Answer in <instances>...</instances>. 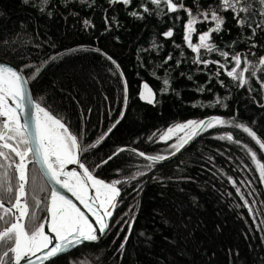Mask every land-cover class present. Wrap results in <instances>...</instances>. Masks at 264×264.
<instances>
[{
  "label": "trees",
  "instance_id": "trees-1",
  "mask_svg": "<svg viewBox=\"0 0 264 264\" xmlns=\"http://www.w3.org/2000/svg\"><path fill=\"white\" fill-rule=\"evenodd\" d=\"M52 2L56 6L48 9L52 11L49 17L38 11L42 7L38 0H31L29 4L23 0H0V37L10 38L13 42L0 49V57L17 65L22 62L40 65L48 56L62 54L59 61L43 68L37 81L30 83L35 100L59 114L74 133L82 136L84 144L94 142L107 130L119 116L122 105L121 78L113 75L114 66L95 50L100 49L119 63L128 82V106L111 135L96 149L84 154L86 166L107 158L119 147L137 149L146 155L167 156L171 143L159 142L157 138L161 133L179 123L213 116L226 121L235 117L237 122L252 127L264 140V107L260 106L264 104V92L260 91L259 83L249 77L250 84L240 88L238 82L224 73L214 76V65L193 64L196 54L183 41V26L187 19L183 12L157 14L158 10L148 0L144 2L150 8L149 13H142L137 7L140 0H133L132 7L109 6L108 0ZM185 2L192 5V0ZM200 3L207 5L209 0H200ZM133 10L143 18L129 15ZM177 15L180 20L175 19ZM105 16L109 18L110 31H105ZM85 18L95 27L84 26L82 20ZM196 27L199 31L206 25L197 24ZM170 28L174 36L164 37L162 33ZM224 28L230 31L221 32L219 36L213 34L217 45L225 51L247 52L246 38L250 32L247 29L242 32L236 27L230 13ZM262 37L264 33L255 37V42L261 46L252 50L256 55H248L254 64L264 56ZM233 40L238 43L233 45ZM36 44L41 47L37 49ZM17 48L27 57L26 61L19 57L13 60ZM5 51L8 55H4ZM169 54L173 60L165 63ZM202 54L205 59L223 62L217 53L207 54L202 50ZM177 60L179 66L175 63ZM258 76L264 80V72ZM165 79L169 80V88L161 93L159 90ZM221 80L223 87L219 83ZM143 82L157 92V103L149 104L140 99ZM199 87L204 91H197ZM249 88L253 91L249 92ZM41 97H44L43 101ZM217 97L220 103H216ZM227 133L253 147L258 152V159L264 163V153L259 152L246 133L225 126L209 129L178 157L151 168L149 161L127 151L101 168L93 170L90 167L94 175L106 182L127 181L119 186L122 204L114 219L135 206L133 233L122 258L116 249L125 233L121 232L116 238L120 227L116 225L98 245L81 246L59 257L55 264H264V243L261 241L264 232L257 227L264 220V185L259 182L256 166L241 148L215 138ZM209 156L214 157L212 172L216 173L215 177L206 170L212 167L207 159ZM137 171L145 175L128 179ZM227 176L237 181L252 204L257 217L255 224L247 208L237 207L243 202L228 183ZM182 177H191L194 182ZM249 180L252 181L250 186L240 183ZM228 192L232 196L223 195ZM249 192H252L251 196ZM39 195L43 203L36 214L43 220L47 215L45 197L48 193ZM32 210L30 201V213ZM131 215L129 213L125 219H130ZM162 218H167L175 227L165 226ZM26 225L30 227L31 222L26 221ZM124 228L126 232L127 226ZM114 239L115 243H112ZM171 239L178 243H169Z\"/></svg>",
  "mask_w": 264,
  "mask_h": 264
},
{
  "label": "snow or ice",
  "instance_id": "snow-or-ice-1",
  "mask_svg": "<svg viewBox=\"0 0 264 264\" xmlns=\"http://www.w3.org/2000/svg\"><path fill=\"white\" fill-rule=\"evenodd\" d=\"M38 2L42 5L38 11L51 17L52 11L48 9L56 6L52 0H38ZM71 2L87 3V0H71ZM23 3L29 4L31 0H23ZM148 3L155 6L158 10L157 14L180 12L185 14L187 19L183 26V41L187 48L196 54L192 60L193 64L214 65L216 67L214 76L224 73L233 81L238 82L240 88L250 84L249 77L255 78L259 83L260 91L264 92V80L258 76V73L264 72V56H260L255 64L248 59L249 54L256 55L252 51L253 49L261 47L255 42V37L259 33H264V0H209L207 5H202L200 0H192L191 6L187 5L185 0H148ZM108 4L109 6L123 4L132 7L133 0H108ZM161 5L164 7L162 8ZM64 6L66 7L67 4ZM137 7L142 9V13L150 12V8L144 0H140ZM229 13L235 21L236 27L242 32L244 29L250 32L246 38L248 51L243 54L236 51H225L213 40V34L219 36L221 32L230 31L224 28ZM128 14L132 17L143 18L136 10ZM104 19L105 31H110L109 18L105 16ZM112 19L115 20V17ZM175 19L180 20L181 17L177 15ZM82 24L86 27H95L88 18L83 19ZM197 24H204L206 28L198 31ZM194 34L197 36L198 43H193ZM162 35L172 38L174 31L170 28ZM173 43L175 42L173 41ZM236 43H238L237 40L232 41L233 45ZM10 44H13L10 38L0 37V49L7 48ZM153 46H156L155 41H153ZM175 46L180 47V45ZM35 47L39 49L41 45L36 44ZM202 50L207 54L217 53L223 58V62L219 59H205ZM95 51L111 62L115 69L113 75H118L121 78L122 105L119 116L111 122L107 130L94 142L87 144L82 142V136L79 133L70 130V126L59 114H55L46 105L42 106V103L36 102L29 87L30 82L38 80L43 68L51 62L59 61L62 54H52L40 65L31 62H22L17 65L0 60V264H22V262L23 264H49V262L55 264L61 255L70 254L72 250L78 249L86 242L99 243L109 235L116 225H120L116 232V238H119L121 232L125 233L116 249L122 258L136 223L135 206L119 213L114 219L117 208L122 204L120 199L122 189L119 186L127 181L116 179L105 182V180L97 178L94 171L90 170V167L94 170L107 165L120 153L132 152L149 161L148 167L151 168L153 165L160 164L182 153L197 137L209 129L225 126L242 130L258 146L259 152L264 153V140L257 136V132L252 127L237 122L235 117L232 121H226L219 116H213L199 121L189 120L179 123L161 133L157 140L164 143L173 139L174 130L184 133L176 136L175 142L169 145L167 156L146 155L145 152L137 149L119 147L107 158L95 162L90 167L86 166L83 159L84 154L89 150L96 149L111 135L123 119L129 101L128 82L119 63L100 49ZM4 55H8V52L5 51ZM180 55L183 56V52ZM17 57L22 61L27 60L26 56L21 55L19 48L16 49V56L13 57V60ZM171 60H173V56L169 54L164 62L167 63ZM175 63L179 66L180 61L177 60ZM188 79L191 77L189 76ZM219 83L222 87L224 86L223 80ZM168 88L169 80L165 79L163 87L159 91L163 93ZM142 89L140 99L149 104L157 103V92L147 82L142 83ZM197 91L203 92L204 88L199 87ZM248 91L251 92L253 89L249 88ZM40 99L43 101L44 97ZM216 103H220L219 97H217ZM260 106L264 107V104ZM89 111L91 110L89 109ZM152 136L155 137L156 134L153 133ZM215 138L227 140L241 148L256 166L259 182L264 185V163L258 159V152L253 150V147L235 138L231 133ZM149 139L151 140L152 137ZM207 159L212 167L206 170L215 177L216 173L212 172V168H215L214 157L209 156ZM228 159L231 160V156ZM29 165L32 166L31 170ZM70 165L76 167L69 168ZM244 167L247 168L248 165ZM143 175L145 173L137 171L128 179L134 180ZM181 179L192 181L191 177H182ZM227 180L243 202L237 207L247 208L255 224L257 217L254 215L253 206L241 191L240 185L232 176H227ZM240 183L250 186L252 181H241ZM136 191L139 192L142 189H136ZM42 192L48 193L45 197L48 215L40 220L36 213L41 209L43 203L39 195ZM66 193H71L87 210V214L81 211ZM223 195L232 196V193L228 192ZM248 195L251 196L252 192H249ZM30 201L33 208L31 213ZM195 202L196 199L193 198V203ZM129 213L132 214L131 218L125 219ZM26 221L31 222L30 227L26 225ZM162 222L165 226L175 227L167 218H162ZM46 224L48 232H45ZM125 225L127 226L126 232ZM261 226H264V220H261L260 225H257L258 229L264 232V227ZM140 235L143 236L144 233L141 232ZM165 239L168 238L165 237ZM261 241L264 243V236H261ZM112 243H115V239ZM169 243L176 244L178 241L171 239Z\"/></svg>",
  "mask_w": 264,
  "mask_h": 264
},
{
  "label": "water",
  "instance_id": "water-1",
  "mask_svg": "<svg viewBox=\"0 0 264 264\" xmlns=\"http://www.w3.org/2000/svg\"><path fill=\"white\" fill-rule=\"evenodd\" d=\"M0 60H3L4 62H9V63H12V64H15V63H13V62H11V61H9V60H6V59H4V58H1L0 57ZM29 87H30V90H31V92H32V94H33V98H34V100H35V96H34V93H33V89H32V86H31V83H30V85H29ZM36 101V100H35ZM37 102V101H36ZM70 130H71V128H70ZM72 131V130H71ZM198 138V137H197ZM195 142V141H194ZM193 142V143H194ZM193 143H191L187 148H186V150L193 144ZM185 150H183L182 151V153L184 152ZM182 153H180V154H182ZM180 154H177L175 157H172L171 159H169V160H166V161H164V162H162V163H165V162H168V161H171L172 159H174V158H176V157H178ZM29 166H31V165H29ZM76 166L75 165H70L69 166V168H75ZM78 171H81V170H79V169H77ZM98 178V177H97ZM100 179V178H99ZM106 182V181H105ZM91 194V193H90ZM66 195L70 198V199H72L73 200V202L77 205V207H79L80 209H81V211H84L86 214H87V210L86 209H84L83 208V206L82 205H80L79 204V201H77L76 199H75V197H73L72 195H71V193H66ZM47 215H48V213H47ZM46 215V216H47ZM114 216H115V214H114ZM89 218L91 219V216H89ZM45 232H48V225L46 224L45 225ZM104 239V238H103ZM102 239V240H103ZM102 240L99 242V243H101L102 242ZM54 243H55V241H54ZM99 243H85L84 245H81V246H85V245H98ZM81 246H79V247H81ZM76 249H74V250H72L71 252H73V251H75ZM67 255V254H66ZM62 256H64V255H61L60 257H62ZM50 263V262H49ZM22 264H23V262H22Z\"/></svg>",
  "mask_w": 264,
  "mask_h": 264
},
{
  "label": "rangeland",
  "instance_id": "rangeland-1",
  "mask_svg": "<svg viewBox=\"0 0 264 264\" xmlns=\"http://www.w3.org/2000/svg\"><path fill=\"white\" fill-rule=\"evenodd\" d=\"M193 43H198V39H194V35L192 37ZM184 133L179 132V130H174V132L172 133L173 139L169 140L168 142L170 143H174L175 142V137L178 135H183Z\"/></svg>",
  "mask_w": 264,
  "mask_h": 264
}]
</instances>
